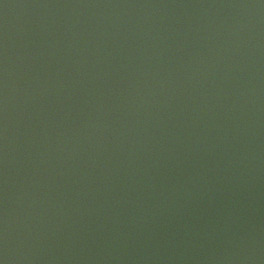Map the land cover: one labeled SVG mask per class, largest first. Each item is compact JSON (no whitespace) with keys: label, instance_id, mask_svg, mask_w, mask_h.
<instances>
[{"label":"water","instance_id":"95a60500","mask_svg":"<svg viewBox=\"0 0 264 264\" xmlns=\"http://www.w3.org/2000/svg\"><path fill=\"white\" fill-rule=\"evenodd\" d=\"M0 264H264V0H0Z\"/></svg>","mask_w":264,"mask_h":264}]
</instances>
